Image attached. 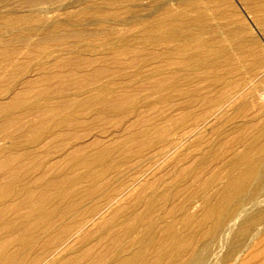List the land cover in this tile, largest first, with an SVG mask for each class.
<instances>
[{
  "label": "bare ground",
  "instance_id": "bare-ground-1",
  "mask_svg": "<svg viewBox=\"0 0 264 264\" xmlns=\"http://www.w3.org/2000/svg\"><path fill=\"white\" fill-rule=\"evenodd\" d=\"M0 264H264V0H0Z\"/></svg>",
  "mask_w": 264,
  "mask_h": 264
},
{
  "label": "rangeland",
  "instance_id": "rangeland-1",
  "mask_svg": "<svg viewBox=\"0 0 264 264\" xmlns=\"http://www.w3.org/2000/svg\"><path fill=\"white\" fill-rule=\"evenodd\" d=\"M248 82H250V81H248Z\"/></svg>",
  "mask_w": 264,
  "mask_h": 264
}]
</instances>
